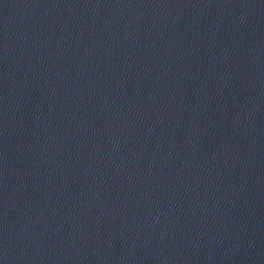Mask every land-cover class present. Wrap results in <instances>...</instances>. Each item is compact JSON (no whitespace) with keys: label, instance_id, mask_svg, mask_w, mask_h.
<instances>
[{"label":"water","instance_id":"obj_1","mask_svg":"<svg viewBox=\"0 0 264 264\" xmlns=\"http://www.w3.org/2000/svg\"><path fill=\"white\" fill-rule=\"evenodd\" d=\"M0 264H264V0H0Z\"/></svg>","mask_w":264,"mask_h":264}]
</instances>
